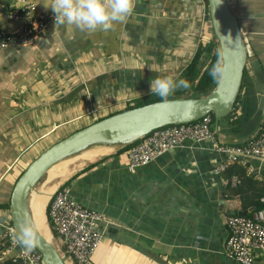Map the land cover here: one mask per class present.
<instances>
[{"label": "crops", "instance_id": "0c3cea01", "mask_svg": "<svg viewBox=\"0 0 264 264\" xmlns=\"http://www.w3.org/2000/svg\"><path fill=\"white\" fill-rule=\"evenodd\" d=\"M227 1L248 59L233 112L212 130L219 145L239 147L264 124V0ZM26 2L52 12L41 0ZM141 4L143 12L133 10L109 31L55 24L27 46L0 51V236L12 225L10 200L18 179L60 134L71 135L148 98L158 76L181 79L199 51L204 72L217 53L204 0ZM18 6L0 0L1 30L23 25L9 18ZM130 148L82 166L55 189L66 187L78 203L105 218L104 241L92 264H239L226 254L227 222L255 208H243L235 194L240 180L228 173L232 165L220 176L212 173L226 157L209 142L186 141L131 170ZM248 164L254 180L264 183V162ZM252 194L246 192L247 203ZM45 214L48 223L47 207ZM257 264H264V252Z\"/></svg>", "mask_w": 264, "mask_h": 264}, {"label": "built area", "instance_id": "2783aa9c", "mask_svg": "<svg viewBox=\"0 0 264 264\" xmlns=\"http://www.w3.org/2000/svg\"><path fill=\"white\" fill-rule=\"evenodd\" d=\"M12 1L19 6L9 13V18L15 22L23 21V25L14 32L0 29V51L10 46H27L37 35L56 24L53 12L40 10L26 0ZM212 125L209 115L198 122L168 126L152 132L128 150L129 168L134 170L146 166L186 141L209 142L215 152L226 157L213 168L215 176H220L232 164L245 165L249 160L264 162V124L255 138L239 147L219 145ZM260 201L262 208L251 216L233 215L228 219L226 254L239 264H257L259 255L264 252V198ZM47 208L50 233L52 238L55 234L61 242L64 256L73 264H92L104 241L105 233L101 228L105 223L104 216L78 203L63 186L53 193ZM14 232L13 226L9 225L0 236V264H42V256L37 250L17 251L20 246L13 239ZM12 252L15 255L7 260Z\"/></svg>", "mask_w": 264, "mask_h": 264}, {"label": "water", "instance_id": "95a60500", "mask_svg": "<svg viewBox=\"0 0 264 264\" xmlns=\"http://www.w3.org/2000/svg\"><path fill=\"white\" fill-rule=\"evenodd\" d=\"M207 3L211 27L219 46L218 53H222L219 58L227 67L224 78L215 89L200 98L169 99L167 103L155 102L112 115L51 146L27 166L13 189L10 215L15 230L25 216L33 220L29 208L31 193L59 162L96 146L114 147L115 151L133 145L164 127L198 122L212 114L219 121L233 112L243 84L248 49L228 1L207 0ZM134 10H145L141 0H136ZM239 215L247 216V213L241 212ZM40 237L41 242L35 250L42 256V264H65L55 244L41 232ZM17 251H21V247Z\"/></svg>", "mask_w": 264, "mask_h": 264}, {"label": "clouds", "instance_id": "9594fccd", "mask_svg": "<svg viewBox=\"0 0 264 264\" xmlns=\"http://www.w3.org/2000/svg\"><path fill=\"white\" fill-rule=\"evenodd\" d=\"M45 9L54 14L56 24L74 25L82 32L109 31L116 23L124 22L134 10V0H41ZM222 57V53H218ZM227 67L221 58L211 66L209 75L216 82L222 80ZM186 79L158 76L150 82V93L160 97L164 103L180 88H188ZM13 239L23 250L32 251L41 242L40 227L30 217L25 216L19 223Z\"/></svg>", "mask_w": 264, "mask_h": 264}, {"label": "trees", "instance_id": "16d2710c", "mask_svg": "<svg viewBox=\"0 0 264 264\" xmlns=\"http://www.w3.org/2000/svg\"><path fill=\"white\" fill-rule=\"evenodd\" d=\"M205 3H206L207 11H208L207 0H205ZM208 14H209V12H208ZM208 18L210 20L209 15H208ZM212 48L213 47H209V53H211ZM205 50L208 51V48L206 47ZM201 55H202V53H201V51H199L197 53L195 59L191 63V65L185 70V72L183 74L182 78L186 79L188 81L189 87L186 89L180 88L178 91H176V93L174 95L169 96L168 100L183 97L188 92V90L190 88L192 89V91L196 92L197 98L206 96L215 89L218 82H216L212 79V77L209 75V71H210L211 66L219 58L218 52L215 54L214 57H212L210 64L207 66V68L205 69L204 72H202V70L198 67V62L200 61ZM187 98H189V97H187ZM160 101H161L160 97L155 96V95H151L148 98L141 100V101H138L137 103L132 104L131 106L127 107L125 111L131 110L134 108L143 107L145 105L155 103V102H160ZM211 117H212L213 123H215L216 120H215L214 115L212 114ZM133 145L127 146L125 148H130ZM248 168H249L248 163L245 165H242L240 163L232 164V166L228 170V173L231 176L237 175L238 180H240L239 181L240 184H239L238 188L235 190V194L240 197L242 204H243V208L247 209L248 206H250V207L255 208L254 211H257V210H260L262 208V204H261L260 200L262 198H264V183H260V182L255 181L254 176L250 175V173L248 172L249 171V170H247ZM260 185H262V186L260 187ZM248 190L252 191L253 194H252V197L250 198V201L247 203L246 202V192ZM248 216H250V215H248ZM53 235H54V239H57V236L55 234H53Z\"/></svg>", "mask_w": 264, "mask_h": 264}, {"label": "bare ground", "instance_id": "6f19581e", "mask_svg": "<svg viewBox=\"0 0 264 264\" xmlns=\"http://www.w3.org/2000/svg\"><path fill=\"white\" fill-rule=\"evenodd\" d=\"M195 142V141H194ZM114 147H103V146H96L93 147L90 150L84 151L79 155H76L71 158H67L58 164H56L54 167H52L47 175L48 179L43 186L42 189L39 191L34 190L31 193L30 199H29V208L31 211V215L33 220L39 225L40 232L48 239H50L47 222H46V207L47 204L53 195L56 186H58L60 183H62L70 174L64 175L67 171H65L66 163H70L73 161L81 160L84 163L86 162H95L98 159L110 155ZM62 166V167H61ZM63 168V169H62Z\"/></svg>", "mask_w": 264, "mask_h": 264}, {"label": "rangeland", "instance_id": "374dc122", "mask_svg": "<svg viewBox=\"0 0 264 264\" xmlns=\"http://www.w3.org/2000/svg\"><path fill=\"white\" fill-rule=\"evenodd\" d=\"M205 1V0H204ZM216 48H217V52H218V50H219V46H218V44H217V46H216ZM179 90V89H178ZM185 97H189V98H197V94H196V92H194V91H192V92H187L185 95H184ZM77 132V131H76ZM72 133V132H71ZM75 133V132H74ZM70 133H68V132H66V133H64V134H60V136H59V138L61 139V140H63L64 138H66V137H68V136H70L69 135ZM73 134V133H72ZM68 135V136H67ZM58 138V139H59ZM61 140H59V141H61ZM59 141H57V142H59ZM56 142V143H57ZM56 143H54V144H56ZM53 144V145H54ZM53 145H51V146H53ZM51 146H49V147H46L44 150H42V153L44 152V151H46L47 149H49ZM41 153V154H42ZM41 154H39L38 155V157L41 155ZM37 156V155H36ZM103 158V157H102ZM102 158H100V159H102ZM36 159V158H35ZM100 159H98V160H100ZM24 160V158L22 159V161ZM21 161V162H22ZM91 162H83V161H79V160H77V161H73V162H70V163H66V165H63V166H66V167H64L65 168V171H67L64 175H67L68 173H70V171H72V174L69 176V177H67L63 182H66V181H68L70 178H72L73 176H75L76 174H77V172L81 169V167L82 166H85V165H87V164H90ZM20 168H22V166L20 165L19 166ZM62 167V166H61ZM63 169V168H62ZM47 179H48V175H46L43 179H42V181L40 182V184L38 185V187H37V191H39L40 189H42L43 188V186H44V184L46 183V181H47ZM62 182V183H63ZM60 187V186H59ZM248 216V215H247ZM251 216V215H250ZM47 222V221H46ZM47 227H48V223H47ZM48 231H49V235H50V239H51V241L53 242V244H55V246L57 247V249H58V251L60 252V254H61V256L63 257V259H64V262H65V264H73V262L71 261V259H69V258H67V257H65L64 256V254H63V252L61 251V242L58 240V239H54V238H52V235H51V231H50V229H49V227H48ZM96 254V253H95ZM92 263H93V261H92Z\"/></svg>", "mask_w": 264, "mask_h": 264}]
</instances>
